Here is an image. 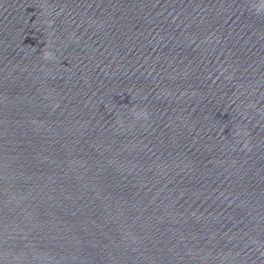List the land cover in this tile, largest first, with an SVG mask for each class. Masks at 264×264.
<instances>
[{
  "label": "water",
  "instance_id": "water-1",
  "mask_svg": "<svg viewBox=\"0 0 264 264\" xmlns=\"http://www.w3.org/2000/svg\"><path fill=\"white\" fill-rule=\"evenodd\" d=\"M0 264H264V0H0Z\"/></svg>",
  "mask_w": 264,
  "mask_h": 264
},
{
  "label": "clouds",
  "instance_id": "clouds-1",
  "mask_svg": "<svg viewBox=\"0 0 264 264\" xmlns=\"http://www.w3.org/2000/svg\"><path fill=\"white\" fill-rule=\"evenodd\" d=\"M49 26L51 27V23H49ZM43 58H44V60H46V61H52V60L54 59V55H53L52 52L48 51V52L44 53ZM143 118H144V119H147V118H148L146 112H144ZM245 146H246V143H245Z\"/></svg>",
  "mask_w": 264,
  "mask_h": 264
}]
</instances>
